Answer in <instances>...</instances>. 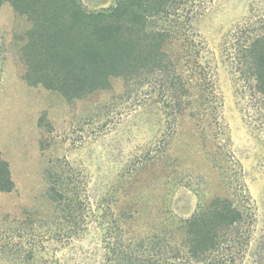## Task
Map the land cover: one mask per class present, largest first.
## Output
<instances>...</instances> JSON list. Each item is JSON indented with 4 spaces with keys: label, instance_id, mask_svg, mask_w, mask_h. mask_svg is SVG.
Returning <instances> with one entry per match:
<instances>
[{
    "label": "rangeland",
    "instance_id": "1",
    "mask_svg": "<svg viewBox=\"0 0 264 264\" xmlns=\"http://www.w3.org/2000/svg\"><path fill=\"white\" fill-rule=\"evenodd\" d=\"M81 3L97 11L114 0ZM180 10L158 25L173 31L185 97L170 100L153 79H114L68 102L24 82L29 23L0 4V156L14 184L0 192V264L29 255L30 264H99L107 231L125 239L128 227L161 224L169 210L189 219L217 196L252 211L242 264H264V100L234 52L264 33V0H190ZM70 221L78 235L64 240Z\"/></svg>",
    "mask_w": 264,
    "mask_h": 264
},
{
    "label": "trees",
    "instance_id": "2",
    "mask_svg": "<svg viewBox=\"0 0 264 264\" xmlns=\"http://www.w3.org/2000/svg\"><path fill=\"white\" fill-rule=\"evenodd\" d=\"M189 1L114 0L109 9L97 11L88 10L81 0H0V4L8 3L29 23L19 50L24 82L41 85L70 102L110 90L114 79L148 86L153 79L168 86L174 95H168L170 100L185 97L190 81L183 79L172 50L173 31L158 24ZM235 46L241 76L253 82L264 100V33ZM13 190L8 163L0 156V192ZM53 191L58 197H51L53 203L61 204L64 195L54 187ZM247 210L229 196H217L189 219L169 210L161 224L128 227L125 239L107 231L99 264H242L254 244V215ZM76 227L70 221L64 240L78 235L73 234ZM32 260L30 255L21 258L23 264ZM35 264L48 262L40 259Z\"/></svg>",
    "mask_w": 264,
    "mask_h": 264
}]
</instances>
